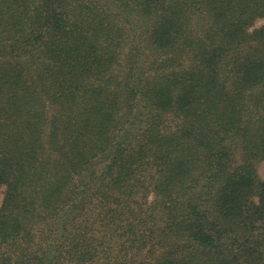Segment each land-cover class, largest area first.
Instances as JSON below:
<instances>
[{
    "label": "trees",
    "instance_id": "1",
    "mask_svg": "<svg viewBox=\"0 0 264 264\" xmlns=\"http://www.w3.org/2000/svg\"><path fill=\"white\" fill-rule=\"evenodd\" d=\"M264 0H0V264H264Z\"/></svg>",
    "mask_w": 264,
    "mask_h": 264
},
{
    "label": "rangeland",
    "instance_id": "2",
    "mask_svg": "<svg viewBox=\"0 0 264 264\" xmlns=\"http://www.w3.org/2000/svg\"><path fill=\"white\" fill-rule=\"evenodd\" d=\"M261 25H264V16L257 17L253 21V24L250 26V29L254 28V27H259ZM258 172H259L260 176L262 178H264V160L259 163ZM3 192H4V187H0V203H1V200H2Z\"/></svg>",
    "mask_w": 264,
    "mask_h": 264
}]
</instances>
